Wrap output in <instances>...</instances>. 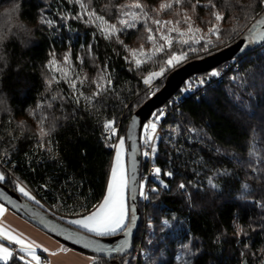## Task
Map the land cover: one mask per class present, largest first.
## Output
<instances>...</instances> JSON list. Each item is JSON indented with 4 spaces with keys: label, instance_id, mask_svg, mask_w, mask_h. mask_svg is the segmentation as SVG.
I'll list each match as a JSON object with an SVG mask.
<instances>
[{
    "label": "trees",
    "instance_id": "1",
    "mask_svg": "<svg viewBox=\"0 0 264 264\" xmlns=\"http://www.w3.org/2000/svg\"><path fill=\"white\" fill-rule=\"evenodd\" d=\"M9 2L0 0V5ZM83 2L117 28H123V12L141 11L127 7L133 3L143 5L151 19L181 20V31L187 25L175 13L186 12L204 39L181 44L172 33L171 49L137 66L129 49L152 51L142 20L119 32L118 39H108L75 0H22V17L33 27L34 39L25 46L13 38L0 50V159L12 164L14 175L6 173L3 182L19 191L18 178L43 202L38 205L69 223L68 218L88 214L103 200L116 140L105 136L104 125L121 122L119 135L126 138L130 117L151 96L145 78L161 67L170 71L164 61L171 52L190 58L238 38L263 11L261 0H213L214 9L204 7L209 0H185L174 11H159L164 0ZM214 11L224 17L218 24ZM151 19L148 27L155 33ZM213 25L220 28L219 40L208 33ZM65 53L76 69L72 77L79 91L56 74L59 82L46 84L53 75L49 61L54 55L63 62ZM217 67L216 76L206 71L189 77L186 90L180 88L148 119L160 115L154 120L160 134L152 165L161 172L149 175L150 163L143 158L148 197L140 196L142 218L134 245L122 256L93 255V264L133 262L140 245L147 254L140 264H264V43ZM165 78L159 79V89ZM96 81L104 88L98 96L93 95ZM41 128L48 134L41 136ZM211 173L219 187L208 183ZM0 264L27 261L14 253Z\"/></svg>",
    "mask_w": 264,
    "mask_h": 264
},
{
    "label": "snow or ice",
    "instance_id": "2",
    "mask_svg": "<svg viewBox=\"0 0 264 264\" xmlns=\"http://www.w3.org/2000/svg\"><path fill=\"white\" fill-rule=\"evenodd\" d=\"M69 2H72V0H69ZM77 4L80 5L81 10H86L87 5L83 2V0H75ZM185 0H164L159 6V11H174V6H181ZM190 2V0H189ZM198 3V0H197ZM261 3L264 4V0H261ZM122 8L125 6H121ZM130 9H140L141 11L135 12V11H126L123 12V17L121 18L119 23L123 26V28H117L114 24H109L103 16L96 15L94 12H88L89 16V22L90 23H96L97 27L101 29V33L105 35L106 38L111 39L114 35L118 39L119 32L123 31L124 29H130L135 28L137 26V22L143 21L145 31L148 33L146 39L152 44V51L150 53H145L143 50V47L140 49H129V52L131 54L132 60L135 62L137 66L144 63L145 60H150L154 58L158 53L165 52L166 49H171L173 45V40L175 39L172 36V33H176L178 39V42L181 44H198L200 43L201 39H204V36L201 34L202 30L199 28L193 29L192 24L190 22V17L186 12H176L175 14L179 16H183V23L187 25V31H181L177 25L181 23V20L177 19L175 22L173 21H162L159 19H151L147 12L143 11V5L140 3H133L131 5L127 6ZM193 11H195L197 5L194 4ZM204 7H211L215 8V4L213 3V0H209L208 4L204 5ZM156 9H153V12H156ZM213 16L215 20L217 21V24L221 22L224 17L219 11H214ZM79 18V17H77ZM151 19V23L153 25H156L155 33L153 31V28L148 27V21ZM41 23H47L49 26H51L52 21L41 19ZM171 25L170 27H167ZM258 25H264V19H261L257 22L256 25H253V29L249 30V40H257V39H264V33H256L255 35L251 34L253 30L257 28ZM166 27V31L163 30ZM235 30V29H234ZM156 33H159V37L157 38ZM208 33L210 35H215L217 40H219L220 36V28L217 25H213L209 27ZM120 43H123V41H119ZM211 39H208L206 41V44H211ZM190 51H197L196 48L191 47L189 48ZM205 50L207 48L205 47ZM187 58V53L185 52H171L169 55H167V59L164 61V64L166 66L174 67L176 64L181 63L184 59ZM127 59V57H126ZM64 63L61 65L59 61L55 59V56L53 55V58L49 61L47 68L50 72L53 73L47 80L46 84L50 87L55 80L57 83L59 80L57 79L55 73H59V79H62L68 83V86L76 91H79L77 89V81L71 79L72 72L74 69L72 68V61L70 58V53H65L63 57ZM83 61L81 60V63ZM165 71V67H161L159 72H152L150 73L144 80L145 84H151L153 79L156 77L162 76ZM213 75H218V73H213ZM102 79V78H101ZM80 83L83 84V80H80ZM96 87L98 89L97 92H95L93 95L98 96L100 95V92L104 90L103 85L96 81ZM110 83V81H109ZM82 95V93H81ZM55 98V97H54ZM80 97H75L76 102H79ZM85 100H89V97H84ZM4 104L3 98H0V105ZM159 119V117H157ZM105 129L110 131L111 133H115V128L113 127V122L109 121L104 125ZM157 124L155 122L149 123L144 125V134L145 139L143 141L145 146H148L150 148V151H145L142 154L146 157L151 156L154 157L157 149L154 146L155 145V132H156ZM48 133H46L43 128H41V136H45ZM117 149L116 155H115V163L113 168L111 169L110 174V182L106 189V195L103 199V201L97 206L96 210L93 211L90 215L82 218V219H74L71 220L70 223L77 225L78 227L86 230L88 233H92L95 236L103 237V236H115L117 233L125 232V235H127L128 230V224L129 221V208L127 205V199L126 194L129 188L130 184V177L128 175L125 162H124V154H125V143L124 140L121 138L119 143L116 145H112ZM161 172L160 168H155L153 171L154 176H159ZM166 175L171 176V172H167ZM5 179V175L3 172H0V181H3ZM210 185L212 187H216V185L212 184L211 181H209ZM167 187V185H164ZM144 185L141 184L140 188L143 189ZM180 188H184L185 185L181 184L179 185ZM19 191L26 197H28L31 200H35V197L30 196V194L23 188L20 187ZM140 195L147 199V196L141 190ZM36 203H39V201H36ZM6 212V209L3 205H0V216H3ZM242 231V229L240 230ZM0 238L3 240H6L14 245L19 246V253L26 254L27 257L30 259L27 260V264H32V262H35V264H41V258L37 254L36 249L40 247V245H37L34 241L27 240L25 238H22L19 235H14L12 231L6 229L2 225H0ZM91 243V242H90ZM128 241H124V245H127ZM98 251H105L103 248H98ZM123 249H115V251H122ZM45 252L48 251V249H44ZM112 251V250H109ZM25 255H19V259L21 261L26 260ZM13 257V252L10 251L9 247L5 246L4 243H0V260L8 261Z\"/></svg>",
    "mask_w": 264,
    "mask_h": 264
},
{
    "label": "water",
    "instance_id": "3",
    "mask_svg": "<svg viewBox=\"0 0 264 264\" xmlns=\"http://www.w3.org/2000/svg\"><path fill=\"white\" fill-rule=\"evenodd\" d=\"M261 19H264V10L234 41L213 52L190 58L172 68L167 73L163 86L138 107L130 117L126 128L128 175L130 177L128 188L130 223L128 224V230H126L127 235H125V232H120L115 236L99 237L88 233L62 220L54 212L28 199L3 181H0V201L63 243L85 253L107 257L127 254L134 245V239L142 218L139 200L143 166L142 132L145 123L154 111L163 106L192 75L209 71L229 59L240 57L261 46L264 39L249 40V30L253 29V25H256ZM256 33H264V25H258L251 34L255 35ZM125 240L128 241L127 245H124ZM98 248H103L105 251H98ZM121 248L122 251H115V249Z\"/></svg>",
    "mask_w": 264,
    "mask_h": 264
},
{
    "label": "crops",
    "instance_id": "4",
    "mask_svg": "<svg viewBox=\"0 0 264 264\" xmlns=\"http://www.w3.org/2000/svg\"><path fill=\"white\" fill-rule=\"evenodd\" d=\"M119 141L120 139H118L117 144L119 143ZM102 201L103 200H101L91 212L83 216H77L76 219H82L90 215L93 211L96 210L97 206ZM0 205H3L6 209L4 215L0 216V225L12 231L14 235H19L22 238L34 241L37 245H40V247L36 249V252L39 256L46 254L49 257V261L47 264H90L91 261H93V257H91V254L88 255V253H85L69 245V247H66L65 245H63V242L61 240L57 239L44 229L25 219L21 215L16 214V212H14L1 201ZM0 243H4L5 246L9 247L10 251L12 252L13 247H17L19 249L18 245H14L6 240H3L2 238H0ZM44 249H48V251L45 252ZM29 259V257L26 258V261Z\"/></svg>",
    "mask_w": 264,
    "mask_h": 264
},
{
    "label": "rangeland",
    "instance_id": "5",
    "mask_svg": "<svg viewBox=\"0 0 264 264\" xmlns=\"http://www.w3.org/2000/svg\"><path fill=\"white\" fill-rule=\"evenodd\" d=\"M262 10H264V4H262ZM88 12H93L92 10H85V13H86V15L88 16ZM88 20H89V16H88ZM109 23V22H108ZM110 24V23H109ZM100 29V28H99ZM101 30V29H100ZM235 40V39H234ZM234 40H232V41H234ZM232 41H230V42H232ZM230 42H228V43H230ZM228 43H226V44H228ZM226 44H224V45H226ZM224 45H222V46H224ZM222 46H220V47H222ZM220 47H217V48H215V49H212L211 51H207V52H204V53H202V54H199V55H196V56H202V55H204V54H207V53H210V52H213V51H215V50H217V49H219ZM196 56H193V57H196ZM193 57H190V58H193ZM190 58H186V59H184L182 62H184V61H186V60H188V59H190ZM56 59V58H55ZM57 61H59L58 59H56ZM60 62V64L62 65L63 63H64V61L63 62H61V61H59ZM181 62V63H182ZM181 63H179V64H181ZM179 64H176L174 67H176V66H178ZM174 67H172V68H174ZM72 68H73V63H72ZM76 72V69H74V71L72 72V74L73 73H75ZM159 72V71H158ZM170 71H168V72H164L163 73V75L162 76H159V77H156L155 79H153V81L151 82V84H146V88L148 89V92H149V94L150 95H152V94H154L158 89H159V84H158V81H159V79L160 78H162V77H165L166 75H167V73H169ZM218 73V67H215V68H213V69H210L209 70V72L206 74L208 77H212V76H216V75H213V73ZM56 75H58V78H59V73H55ZM78 75L80 76L81 75V78H84L85 76L81 73V70L80 71H78ZM71 79H73V80H76L75 78H73L72 76H71ZM189 80V78L186 80L187 82H189L188 81ZM154 87H155V90H154ZM181 89L184 91V90H186V86L183 84L182 86H181ZM154 114V113H153ZM157 117H159V119H160V115L158 116V114H157V116L155 117V118H153V120L152 119H150V120H148L146 123H145V125L146 124H149V123H152V122H155L154 120H158L157 119ZM156 123V122H155ZM120 124H121V122H120ZM117 125V126H115L114 128H115V133H113L115 136H117L118 135V139H123L124 140V143H125V154H124V162H125V166H126V169H127V172H128V152H127V142H126V138L123 136V135H119L117 132L121 129V125ZM120 132V131H119ZM159 134H160V131H157V133L155 134V137H156V139H155V145H156V143H157V140H158V136H159ZM120 137V138H119ZM142 139L144 140L145 139V134H144V132H143V135H142ZM116 151H117V149L115 148V152H114V156H113V162H112V166H111V169L113 168V166H114V163H115V155H116ZM9 163L6 161H3V160H1L0 159V172H3L4 173V175H6V173H10L11 175H13V173L11 172V170H10V168L9 167H12V164L11 165H8ZM111 169H110V174H111ZM223 171V170H222ZM110 174H109V181H108V184H109V182H110ZM215 174L216 173H211L209 176H207V181H208V183H209V181H211L212 182V184H214V185H216L217 187H219V185L216 183V181H215ZM14 176V175H13ZM16 178V177H15ZM16 181L18 182V184H19V187L18 188H20V187H23L29 194H30V196H33V197H35V200L36 201H39L40 203H42L43 204V202L41 201V200H39L37 197H36V195L34 194V193H32L18 178H16ZM142 184L144 185V187H143V189L142 190H145V183L144 182H142ZM210 184V183H209ZM108 186V185H107ZM105 195H106V193H105ZM105 197V196H104ZM126 199H127V205H128V208H129V212H130V207H129V198H128V191H127V194H126ZM17 214V213H16ZM83 216V215H82ZM77 217V216H76ZM76 217H70V218H68L70 221L71 220H74V219H76ZM73 226H75V227H77V228H80V227H78L77 225H74V224H72ZM80 229H82V228H80ZM82 230H84V229H82ZM86 231V230H85ZM63 245H65L66 247H69L67 244H65V243H63ZM146 253V252H145ZM88 255H90V254H88ZM146 255L147 254H145V257H146ZM91 257H93V255L91 256ZM90 264H93L92 263V261H91V263Z\"/></svg>",
    "mask_w": 264,
    "mask_h": 264
},
{
    "label": "clouds",
    "instance_id": "6",
    "mask_svg": "<svg viewBox=\"0 0 264 264\" xmlns=\"http://www.w3.org/2000/svg\"><path fill=\"white\" fill-rule=\"evenodd\" d=\"M21 4L22 0H10L9 3L0 5V50L13 38L22 44L34 39L33 27L22 17Z\"/></svg>",
    "mask_w": 264,
    "mask_h": 264
},
{
    "label": "built area",
    "instance_id": "7",
    "mask_svg": "<svg viewBox=\"0 0 264 264\" xmlns=\"http://www.w3.org/2000/svg\"><path fill=\"white\" fill-rule=\"evenodd\" d=\"M222 76H223V73L220 74L221 79H222ZM192 88H193V85H191V89H192ZM154 90H155V87H154ZM175 109H177V108H175ZM165 112H166V108H165ZM117 133L119 134V131H118ZM105 136H106V137H109V138L115 137L116 140H115V142H114V145L117 144V142H118V135L115 136L113 133H111L110 131L107 130ZM145 151H150V148H149L148 146H146ZM145 151H143V152H145ZM144 157H146V156L143 155V158H144ZM147 159H148V161H149V163H150V171H149V175H150L151 172L154 170V165H152L153 160H154V157L148 156ZM143 192H144L145 195L148 197V193H147V191L144 190ZM143 198H144V197H143ZM144 200H146V199L144 198ZM13 252H14L15 254H17V255H25V254H21V253H19V249H18L17 247H13ZM145 254H146V253H145V250H144L143 247L140 245V246L138 247V249L136 250V258H135V260H134L133 262L128 263V264H140V261H141L142 258L145 257ZM25 256H26V255H25ZM26 258H28V257L26 256ZM40 258H41V264H47L48 261H49V257H48L46 254L41 255ZM33 264H35V262H33Z\"/></svg>",
    "mask_w": 264,
    "mask_h": 264
}]
</instances>
